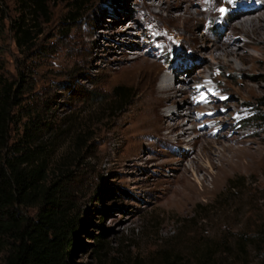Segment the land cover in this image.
I'll use <instances>...</instances> for the list:
<instances>
[{
	"label": "rangeland",
	"instance_id": "1",
	"mask_svg": "<svg viewBox=\"0 0 264 264\" xmlns=\"http://www.w3.org/2000/svg\"><path fill=\"white\" fill-rule=\"evenodd\" d=\"M153 1L81 0L74 9L73 1L60 0L44 13L27 5L29 0H4L0 79L21 90L11 143L32 126L49 166L48 183L60 180L67 193L71 215L80 223L71 264H98L100 257L104 264H260L264 124L258 117L264 112V57L223 65L200 53L187 34L150 17L143 3ZM192 1L193 11L203 10L199 36L219 31L228 3L246 2ZM173 12L179 15L183 8ZM20 21L32 32L25 43L17 31ZM232 37L243 43L242 35ZM247 50L261 57L260 51ZM172 76L171 94L193 115L182 127L195 126L188 138L195 139L184 147L194 148L193 159L202 156L201 168L187 159L184 164L206 185L218 178L213 191L183 205L171 192L182 173L173 147L156 136L136 139L133 126L145 87H158ZM117 86L129 89L122 109L121 100L106 99ZM169 105L166 125L181 109ZM224 146L241 152L231 162L230 150L221 157ZM28 211L35 216L37 207ZM103 231L100 249L95 235ZM255 238L259 244L252 243Z\"/></svg>",
	"mask_w": 264,
	"mask_h": 264
},
{
	"label": "trees",
	"instance_id": "2",
	"mask_svg": "<svg viewBox=\"0 0 264 264\" xmlns=\"http://www.w3.org/2000/svg\"><path fill=\"white\" fill-rule=\"evenodd\" d=\"M29 1L26 4L35 7L34 11L47 13L51 2L60 0ZM68 1L74 2V9L79 8L77 2L81 0ZM3 5L4 0H0V11ZM24 24L20 21L17 31L25 43L33 37ZM128 90L117 86L106 99L121 100L122 109L128 102ZM20 94L15 83L0 79V264H71L80 223L71 215L67 193L60 180L48 183L49 166L41 145L34 140L32 126L27 125L24 135L11 143L14 108L19 105ZM258 120L264 124V112ZM29 207H37L35 216L30 215ZM95 237L98 247H104L105 231ZM252 243L260 241L255 238ZM104 263L100 257L98 264Z\"/></svg>",
	"mask_w": 264,
	"mask_h": 264
},
{
	"label": "bare ground",
	"instance_id": "3",
	"mask_svg": "<svg viewBox=\"0 0 264 264\" xmlns=\"http://www.w3.org/2000/svg\"><path fill=\"white\" fill-rule=\"evenodd\" d=\"M240 3L237 4V1H231L225 6L223 11L228 12L227 18L224 25L219 28V31H216L217 33L214 36L207 32L203 36L198 35L196 30L197 26L204 23V20L199 19V14L203 10L196 8L193 11L192 9L195 3L192 0H154L151 3H143V7L150 17L158 18L160 21L172 25L183 36L187 34L190 43L192 42V46L194 45L200 53L202 51H205L207 54L209 53L213 59L218 60L223 65L238 66L248 64L255 60H261L264 57V0H246V2L241 1ZM156 8H158V12H156ZM182 8L183 13L174 16L173 11L181 10ZM163 11H167L166 16H163ZM181 21L182 24L179 23ZM223 34H226L225 38L222 37ZM237 34L242 35L243 43H239L233 39L232 36ZM249 38L251 40H247ZM247 48L260 51L261 57H256ZM173 72L176 73V70H173ZM174 78V76L170 77V79L169 77H165L158 87L151 85L145 87L140 109V118L133 126L138 133L135 136L136 139L156 136L157 138L168 140V144L173 147L172 153L179 157L178 161L182 165V173L178 178L180 182L178 184L179 186H172L171 192L173 200L179 205H183L194 196L200 197L213 191L218 178L213 177L211 182L213 186L206 185L204 180L196 176L192 178L189 174L191 171L190 167L184 164V159H187L192 167L197 164V167L201 168L202 156L193 159L191 153L194 151V148L188 151L184 147L185 144H191L195 139H188L191 135V130H194L195 126L193 125L190 128L182 127L185 121H191L192 123L193 115L191 111L187 110L189 106L183 103L182 100L180 101L179 95L171 94L175 87L173 84ZM145 80L142 78L143 82ZM188 82L189 79L185 80V83L189 84ZM201 88L204 89V86L202 85ZM188 91L187 88L183 90L184 93ZM170 103L178 105L181 109H178L176 116L172 118V122L166 125V117L171 110ZM163 111L167 113H163ZM180 128L184 129L180 133L175 134ZM164 130H168V132L163 133ZM227 149L232 153V158L229 159L231 162L234 156H237L241 152V149L234 148V146H224L223 151L220 153L221 157H227L225 154ZM198 183L202 185L201 188L198 187Z\"/></svg>",
	"mask_w": 264,
	"mask_h": 264
},
{
	"label": "snow or ice",
	"instance_id": "4",
	"mask_svg": "<svg viewBox=\"0 0 264 264\" xmlns=\"http://www.w3.org/2000/svg\"><path fill=\"white\" fill-rule=\"evenodd\" d=\"M221 11H223V9Z\"/></svg>",
	"mask_w": 264,
	"mask_h": 264
}]
</instances>
